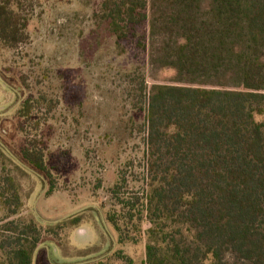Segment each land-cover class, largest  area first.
Wrapping results in <instances>:
<instances>
[{
    "label": "trees",
    "instance_id": "trees-1",
    "mask_svg": "<svg viewBox=\"0 0 264 264\" xmlns=\"http://www.w3.org/2000/svg\"><path fill=\"white\" fill-rule=\"evenodd\" d=\"M38 5L0 0L1 50L28 42ZM97 9L120 54L151 50L152 64L175 72L171 84L141 81L142 175L130 188L120 173L101 205L116 243L144 238V264H264V0H98ZM32 73L18 77L25 165L0 146V264H34L43 242L61 249L63 228L82 222L21 217L22 177L39 175L47 195L57 188L40 132L58 99ZM110 258L133 264L122 248L89 264Z\"/></svg>",
    "mask_w": 264,
    "mask_h": 264
},
{
    "label": "rangeland",
    "instance_id": "rangeland-1",
    "mask_svg": "<svg viewBox=\"0 0 264 264\" xmlns=\"http://www.w3.org/2000/svg\"><path fill=\"white\" fill-rule=\"evenodd\" d=\"M38 2L28 42L17 50L0 49V142L5 147L0 146L18 156L23 139L16 111L28 95L18 77L24 71L32 82L37 73L31 71L39 70L36 87L58 99L40 132L57 188L47 195L39 175L22 177L21 217H34L44 227L75 215L82 222L63 228L61 249L54 241L43 242L36 264H89L117 248L133 264H144V238L120 247L101 205L109 207L107 190L120 173L130 188L142 175L146 113L141 81L171 84L175 72L152 64L151 50L120 54L106 27L97 25L98 0ZM104 264L126 262L110 258Z\"/></svg>",
    "mask_w": 264,
    "mask_h": 264
},
{
    "label": "water",
    "instance_id": "water-1",
    "mask_svg": "<svg viewBox=\"0 0 264 264\" xmlns=\"http://www.w3.org/2000/svg\"><path fill=\"white\" fill-rule=\"evenodd\" d=\"M1 143V142H0ZM1 145H3L4 146V144H2L1 143ZM5 147V146H4ZM7 149V151L10 153V155H12L17 161H19L22 165H25V164H23L8 148H6ZM30 170H32L31 168H29ZM33 172H35L34 170H32ZM35 173H37V172H35ZM105 225H106V227H107V224L105 223ZM113 242H114V245H115V240H114V238H113ZM34 264H36V254H35V257H34Z\"/></svg>",
    "mask_w": 264,
    "mask_h": 264
}]
</instances>
